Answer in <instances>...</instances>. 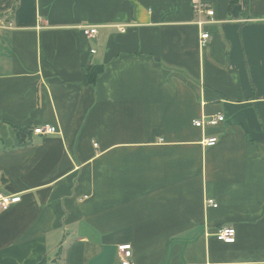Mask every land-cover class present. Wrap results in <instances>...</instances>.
<instances>
[{
  "label": "crops",
  "instance_id": "0c3cea01",
  "mask_svg": "<svg viewBox=\"0 0 264 264\" xmlns=\"http://www.w3.org/2000/svg\"><path fill=\"white\" fill-rule=\"evenodd\" d=\"M201 1L0 0V264H264V0Z\"/></svg>",
  "mask_w": 264,
  "mask_h": 264
},
{
  "label": "built area",
  "instance_id": "2783aa9c",
  "mask_svg": "<svg viewBox=\"0 0 264 264\" xmlns=\"http://www.w3.org/2000/svg\"><path fill=\"white\" fill-rule=\"evenodd\" d=\"M194 3V13L201 17L202 15L206 14L209 17L214 16L213 9L211 10L208 5L203 3L201 0H192ZM207 22L202 21L199 19L198 25L203 26ZM84 33L89 38H96L98 31L96 27H84L83 28ZM210 35L206 32L202 33L200 37V42H202V46L205 47L207 45V41L209 40ZM92 53H95L93 51ZM224 116L219 115L215 116L214 118H211L209 120H196L193 122V125L196 128H204V127H215L216 125L220 124L224 121ZM32 132H34L38 136L45 137L47 135H54L58 133V129L55 126L51 125H44V126H38L33 128ZM204 145L206 147H215L216 144L219 142L217 137H210L204 139ZM97 146V145H96ZM21 201V196H10L0 193V210H8L14 205H18V203ZM208 205L212 206L214 208H217L218 205L213 201L209 200ZM236 229L235 227H228V226H222L218 229V231L215 234V238L217 241L223 242L225 244H233L236 242ZM133 254H132V246L131 245H122L119 247V258L121 259V264H134L132 261Z\"/></svg>",
  "mask_w": 264,
  "mask_h": 264
},
{
  "label": "trees",
  "instance_id": "16d2710c",
  "mask_svg": "<svg viewBox=\"0 0 264 264\" xmlns=\"http://www.w3.org/2000/svg\"><path fill=\"white\" fill-rule=\"evenodd\" d=\"M103 68H99V67H88L87 69V77H86V82L87 84H91V85H95V83L97 82L98 78L100 77V75L102 74ZM20 134H23V136L25 135H30L31 132L29 129H22V130H18ZM46 261H44L41 264H45Z\"/></svg>",
  "mask_w": 264,
  "mask_h": 264
}]
</instances>
